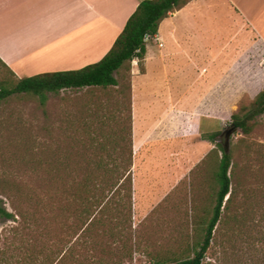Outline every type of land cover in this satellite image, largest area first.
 I'll use <instances>...</instances> for the list:
<instances>
[{
    "label": "rangeland",
    "instance_id": "1",
    "mask_svg": "<svg viewBox=\"0 0 264 264\" xmlns=\"http://www.w3.org/2000/svg\"><path fill=\"white\" fill-rule=\"evenodd\" d=\"M9 78L0 66V85ZM130 82L131 72L123 70L116 87L47 93L45 105L34 94L16 93L0 104V204L14 215L0 218V264H44L54 249L48 214L27 197H48L52 180L78 179L85 175L79 166L99 157L127 162ZM244 90L214 86L212 116L203 120L201 136L209 140L205 135L217 132L216 139L223 140L210 141L211 150L201 161H185L183 146L163 148L173 153L167 166L145 160L135 165L132 158V207L123 237L115 246L109 238H98L96 259L105 252L108 264H177L193 257L217 202L221 144L232 158L233 194L222 208L203 264H264V114L252 121L249 135L234 128L228 145L225 137L232 115L240 106L249 107L264 85ZM20 211L32 218L19 217ZM70 215L63 230L66 264H74V254L78 260L86 253Z\"/></svg>",
    "mask_w": 264,
    "mask_h": 264
},
{
    "label": "crops",
    "instance_id": "2",
    "mask_svg": "<svg viewBox=\"0 0 264 264\" xmlns=\"http://www.w3.org/2000/svg\"><path fill=\"white\" fill-rule=\"evenodd\" d=\"M142 1L0 0V61L18 80L98 63ZM139 63L130 67L134 164L167 166L164 149L182 146L185 161H201L214 86L264 85V0H191L160 23Z\"/></svg>",
    "mask_w": 264,
    "mask_h": 264
},
{
    "label": "trees",
    "instance_id": "3",
    "mask_svg": "<svg viewBox=\"0 0 264 264\" xmlns=\"http://www.w3.org/2000/svg\"><path fill=\"white\" fill-rule=\"evenodd\" d=\"M191 0H144L134 14L128 20L123 32L117 38L112 49L98 63L89 65L75 71L46 73L38 76L15 79H4L0 85V104L8 97L16 93L34 94L40 97L41 104L47 102V93H59L66 89L102 88L108 89L119 85L120 74L123 70L130 71L132 61L141 63L146 55L145 36H155L158 33L160 23L175 11L186 6ZM0 66L5 65L0 61ZM5 70V69H4ZM6 71V70H5ZM10 74L8 71H6ZM264 114V90L260 91L249 107L240 106L239 111L232 115V127L240 131V134L249 135L255 126L252 122L258 116ZM131 128V127H130ZM129 137V153L127 162L118 163L117 159L106 162L89 161L79 166L84 176L71 181L52 180L51 192L48 197H27L29 202L44 210L48 214V222L53 227L52 238L54 249L47 256L46 264H66L68 261L66 238L63 235L67 212L75 220V230L81 231L82 246L86 253L78 260L74 254V264H108L105 254L96 259L93 255L97 247L98 238H109L112 246L118 244L125 230L124 218L128 217L132 204V141L131 131ZM209 141L216 142L219 133L205 135ZM221 148L218 171L216 174L219 191L217 202L213 210V216L208 222L203 241L197 246L194 256L177 264H203L205 255L211 245L213 233L220 220L222 208L231 201V175L232 158L226 148ZM106 150V149H104ZM103 152H106L104 151ZM110 158V157H109ZM102 175V176H101ZM226 199V200H225ZM20 211L19 217L26 218L32 214ZM35 215V213L33 214ZM130 217V215H129ZM0 218L13 219L14 215L0 204ZM102 230V233L98 232ZM110 244H107V246Z\"/></svg>",
    "mask_w": 264,
    "mask_h": 264
},
{
    "label": "water",
    "instance_id": "4",
    "mask_svg": "<svg viewBox=\"0 0 264 264\" xmlns=\"http://www.w3.org/2000/svg\"><path fill=\"white\" fill-rule=\"evenodd\" d=\"M233 132H234V128H233V127L230 128V129H227V130L225 131L226 145H228V143H229V138H230V136H231V134H232ZM216 141H217V142H221V141H222V138H218Z\"/></svg>",
    "mask_w": 264,
    "mask_h": 264
},
{
    "label": "built area",
    "instance_id": "5",
    "mask_svg": "<svg viewBox=\"0 0 264 264\" xmlns=\"http://www.w3.org/2000/svg\"><path fill=\"white\" fill-rule=\"evenodd\" d=\"M156 36V35H155ZM155 36H150V35H146L145 36V42H148V41H150L152 38H154ZM138 61V59H135V60H133V62H137Z\"/></svg>",
    "mask_w": 264,
    "mask_h": 264
},
{
    "label": "flooded vegetation",
    "instance_id": "6",
    "mask_svg": "<svg viewBox=\"0 0 264 264\" xmlns=\"http://www.w3.org/2000/svg\"><path fill=\"white\" fill-rule=\"evenodd\" d=\"M223 140V139H222Z\"/></svg>",
    "mask_w": 264,
    "mask_h": 264
}]
</instances>
